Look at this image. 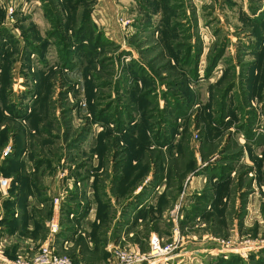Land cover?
<instances>
[{"label":"rangeland","instance_id":"374dc122","mask_svg":"<svg viewBox=\"0 0 264 264\" xmlns=\"http://www.w3.org/2000/svg\"><path fill=\"white\" fill-rule=\"evenodd\" d=\"M99 1L0 0L3 250L264 264V0Z\"/></svg>","mask_w":264,"mask_h":264},{"label":"built area","instance_id":"2783aa9c","mask_svg":"<svg viewBox=\"0 0 264 264\" xmlns=\"http://www.w3.org/2000/svg\"><path fill=\"white\" fill-rule=\"evenodd\" d=\"M11 186V180L7 177H0V196L6 195ZM60 200L59 197L54 196V205L56 214L58 213ZM50 236H53L59 230L58 217H54L49 222ZM180 241H173L169 244H163L162 239L153 234L150 237L151 251H142L140 246L136 243L126 246H116L112 249V257L107 264H160L168 262L179 253L175 250L179 248ZM52 237L48 238L41 244L39 249H32V254L19 255L14 258H2V264H90L86 262H75L66 255H61L56 252L52 244ZM228 249V245H227ZM229 251V250H225Z\"/></svg>","mask_w":264,"mask_h":264},{"label":"crops","instance_id":"0c3cea01","mask_svg":"<svg viewBox=\"0 0 264 264\" xmlns=\"http://www.w3.org/2000/svg\"><path fill=\"white\" fill-rule=\"evenodd\" d=\"M101 1V0H100ZM99 1V2H100ZM101 3V2H100ZM5 196V195H4ZM4 196H0V212H1V209H2V205H3V198ZM55 214V212H54ZM8 224L4 221L3 224H1V220H0V264H2V258H7V259H10L12 256H15V255H9L7 252L9 251L6 250L7 252H5V250H3V239L6 241L7 239H9L10 241L13 240V238H16L17 237H13V233H18V228H16V231H9V229L7 228ZM20 230V229H19ZM32 237H28L27 239L30 241ZM9 241V242H10ZM27 241V240H26ZM121 238L118 239L117 236L115 235V233H109V239L107 241V245H106V249L108 251V258H107V262L110 260V258L112 257V249L116 246H119L121 243ZM8 242V243H9ZM16 242V241H14ZM13 242V243H14ZM64 244H67L69 242L68 239H65L64 240ZM184 243H186V241H184ZM140 246L139 242L136 243ZM17 247H18V252L20 251V249L23 247V244L18 242L16 243ZM27 245V243H26ZM186 247V245H185ZM184 247V248H185ZM206 249L205 250H208V246L205 247ZM197 251V250H195ZM209 251V250H208ZM213 251V250H212ZM212 251H209V252H212ZM191 253H193V250H191L190 248H185V250H183L182 253L180 254H177L175 255L173 258H171L168 263H171V264H190V261L189 259H191V256H187V255H191ZM198 255H200V253H198ZM211 254L208 253V254H205V255H200L204 261H208V257H213L212 255L210 256ZM199 256V257H200ZM2 257V258H1ZM193 261V260H192ZM164 263V262H163Z\"/></svg>","mask_w":264,"mask_h":264},{"label":"trees","instance_id":"16d2710c","mask_svg":"<svg viewBox=\"0 0 264 264\" xmlns=\"http://www.w3.org/2000/svg\"><path fill=\"white\" fill-rule=\"evenodd\" d=\"M148 15H150V13H148ZM165 17V16H164ZM85 22V21H84ZM84 28V27H83ZM80 29V28H79ZM84 30V29H83ZM38 35V33L36 34ZM88 37V36H87ZM16 182H18V179H16ZM23 182V181H22ZM13 192V191H12ZM15 196H17V193H15ZM11 201L10 199H7V202ZM8 213V218H5V222L8 224L7 228L9 229V231H14L18 224H19V220L18 218L14 217V210L13 211H7ZM63 236V235H62ZM61 237V236H59ZM83 246V245H82ZM77 262V261H76ZM93 264V263H92Z\"/></svg>","mask_w":264,"mask_h":264}]
</instances>
